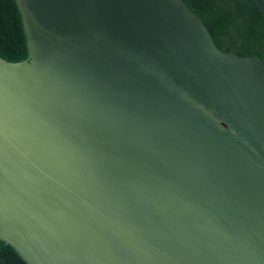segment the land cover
Wrapping results in <instances>:
<instances>
[{"label":"water","instance_id":"obj_1","mask_svg":"<svg viewBox=\"0 0 264 264\" xmlns=\"http://www.w3.org/2000/svg\"><path fill=\"white\" fill-rule=\"evenodd\" d=\"M16 3L0 239L27 264H264V56L185 0Z\"/></svg>","mask_w":264,"mask_h":264},{"label":"trees","instance_id":"obj_2","mask_svg":"<svg viewBox=\"0 0 264 264\" xmlns=\"http://www.w3.org/2000/svg\"><path fill=\"white\" fill-rule=\"evenodd\" d=\"M204 20L217 45L238 54L264 56V14L255 0H185ZM0 55L28 56L26 34L16 0H0ZM0 264H27L0 239Z\"/></svg>","mask_w":264,"mask_h":264}]
</instances>
